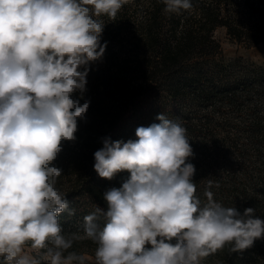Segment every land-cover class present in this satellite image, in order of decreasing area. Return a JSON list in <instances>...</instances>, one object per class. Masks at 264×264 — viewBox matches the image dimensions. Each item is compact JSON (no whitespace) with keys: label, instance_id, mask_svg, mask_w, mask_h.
Returning a JSON list of instances; mask_svg holds the SVG:
<instances>
[{"label":"clouds","instance_id":"1","mask_svg":"<svg viewBox=\"0 0 264 264\" xmlns=\"http://www.w3.org/2000/svg\"><path fill=\"white\" fill-rule=\"evenodd\" d=\"M128 0H0V258L4 264H86L74 242L97 245L95 264H201L264 239L255 209L241 214L206 189L196 195L194 157L179 119L159 114L136 139L112 141L94 152V170L108 180L130 175L103 194L106 210L83 218L82 233H64L60 214H75L57 179L63 142H74L91 65L107 42L99 17L115 20ZM165 14L192 8L190 0H161ZM79 94L78 97L74 94ZM81 100L84 102L81 103ZM212 181L208 182V187ZM103 217L104 223L98 221ZM150 245V247H149ZM30 246L31 252L26 250ZM67 253V254H65Z\"/></svg>","mask_w":264,"mask_h":264},{"label":"trees","instance_id":"2","mask_svg":"<svg viewBox=\"0 0 264 264\" xmlns=\"http://www.w3.org/2000/svg\"><path fill=\"white\" fill-rule=\"evenodd\" d=\"M190 2V10L165 14L161 0H128L115 20L99 17L107 47L87 76L84 99L90 105L76 140L63 142L54 162L63 169L56 187L75 209L59 216L65 234L82 233L83 218L97 206L106 210L103 194L130 175L123 171L108 180L96 173L94 152L103 138L135 140L136 129L159 123V114L179 119L187 130L201 202L208 189L222 206L241 214L252 207L264 220V63L226 62L215 37L225 26L240 42H263L264 0ZM98 222L103 225V217ZM96 247L84 239L69 251L95 257ZM229 249L201 264H264V239L242 252Z\"/></svg>","mask_w":264,"mask_h":264},{"label":"rangeland","instance_id":"3","mask_svg":"<svg viewBox=\"0 0 264 264\" xmlns=\"http://www.w3.org/2000/svg\"><path fill=\"white\" fill-rule=\"evenodd\" d=\"M215 37L221 44L226 62L240 61L242 64L254 63L258 65L264 63V41L256 45L240 42L228 33L225 26L216 28ZM26 250L32 251L30 246H26ZM86 257L88 260L95 261L93 256L87 255Z\"/></svg>","mask_w":264,"mask_h":264}]
</instances>
